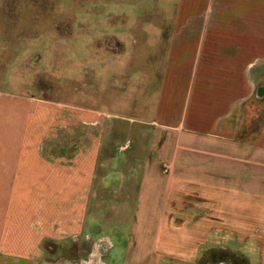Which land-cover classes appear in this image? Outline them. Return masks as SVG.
I'll return each mask as SVG.
<instances>
[{
	"label": "crops",
	"instance_id": "crops-1",
	"mask_svg": "<svg viewBox=\"0 0 264 264\" xmlns=\"http://www.w3.org/2000/svg\"><path fill=\"white\" fill-rule=\"evenodd\" d=\"M145 1L143 15L132 12L135 3L117 14L119 1L103 12L106 4L97 0V15L87 10L62 17L80 21L81 32L96 33V43L79 50L97 62L96 74L107 79L127 73L124 104L136 114L122 116L123 123L94 106L56 100L38 81L44 72V82L56 83L50 79L57 77L71 79L72 86L93 67L83 63L74 73L72 64L65 67L72 62L66 58L60 77L31 62L40 52L25 48L24 41L40 40V25L56 20L65 7L57 10L56 0H0V260L41 264L53 250L70 248L69 257L80 262L96 247L101 263L110 264L112 253L114 264H140L177 253L189 239L175 240L168 249L164 230L185 222L200 226L202 216H208L210 231H216L217 217L227 225L234 215L243 230L249 216L264 228V157L223 164L213 157L208 177L181 170L195 166L186 158L193 141L226 133L234 105L241 109L248 98L242 89L264 60V0ZM104 36L108 46L98 45ZM72 50L66 48L65 55ZM25 75L40 94L22 87ZM231 164L240 166L239 207L217 187L232 182ZM252 165L255 209L249 208ZM201 183L209 184L207 204L196 186ZM142 213L150 218L141 221ZM147 228L155 239H146Z\"/></svg>",
	"mask_w": 264,
	"mask_h": 264
},
{
	"label": "rangeland",
	"instance_id": "rangeland-1",
	"mask_svg": "<svg viewBox=\"0 0 264 264\" xmlns=\"http://www.w3.org/2000/svg\"><path fill=\"white\" fill-rule=\"evenodd\" d=\"M56 1L57 10L61 9L62 6L65 7H62V13L59 14L57 18L61 20L56 22L57 19H52L50 24H41V31L39 34L42 37L40 40L35 41V44H32L33 42L31 40L24 41L25 48L35 47V50H33L35 51L34 53L40 52L39 56H32L31 59L36 57L34 58L36 60L31 62L33 63L34 67H37V62L40 63L42 66L41 69L47 70L49 75H51L52 71L58 72L60 77L65 75L67 70L66 68L70 69L72 66L74 73L82 68L83 63L87 67H93L89 70L88 68L84 70L83 75L86 77L84 81H79L76 83V79H74L72 86L70 85V82H72L71 79L65 82L63 78L57 77H53V79L50 80L57 81L56 83L60 85L56 86V83L48 84V82H44V79H46V74L44 72H42L43 75L40 78H38L37 75L35 78H38V81L41 80L42 88H44L45 92L53 96L56 100L69 102L73 100L74 102H78L82 105L94 106L105 114L109 113V117H116L118 119H120L122 116L127 117L135 115L136 113L124 104L125 100L127 101V97L129 96L127 93V88L129 85L126 77L127 73H121L122 76L120 78L114 76L116 74L112 73V75L107 76V79L100 76L99 74H96L94 70L97 69V62L93 63L92 57L90 58L79 55V50L81 47H87V44L91 46L92 44L94 45L96 43V33L93 34L92 32H81L80 21L62 19V17L70 15L81 16L84 14V11L87 10L88 12L92 10L90 15H97L98 13L95 12L98 10L95 8V6H97V0ZM100 1L106 4V7L101 9L103 12L110 11L109 8L113 3L120 5L117 3L119 1L122 7L120 8L114 6L117 14L118 11H121L123 8H126L125 11H127V8H131L130 4L135 3L136 6L131 8L132 12H134V14L143 15L145 10L143 5L147 4L145 0ZM147 1L150 2L151 0ZM89 5H92L93 7H90ZM99 15L101 14L99 13ZM48 27L51 32H47ZM71 27V31L73 33L70 40L67 31L70 30ZM49 34H53L52 36H56V38L50 37L49 39ZM24 35L27 37L28 32L25 31ZM107 38L108 36H104L102 39H100L98 45L102 44L103 46H108L110 40H107ZM36 48H40V50H37ZM66 48L73 49L72 56H70V54H68V56L65 55ZM66 58H68V60L72 59V62L69 60L67 63ZM96 61L98 60L96 59ZM31 62L29 63L32 64ZM64 62L67 63V66H65L66 68H64ZM45 64H49V66L45 67ZM27 70L28 69L26 68L25 71ZM143 74L144 73H139L140 77L143 76ZM249 75V86L248 88L242 89L244 94L247 93L248 98L247 100H243L241 109L234 105V123L230 125L232 128L229 126V129L226 133L218 134L217 136L210 137V139L208 137H201L199 140H194L192 149L193 151L191 155L186 154V158L188 160H192L195 166L181 168L185 175L208 177L210 174L208 162L209 159L212 161L213 157H216L218 164H223L225 161H231L234 163L240 162L241 159H248L250 163H252L255 162L258 157H264V60L261 64L255 67L254 70H251ZM141 79H143V77H141ZM21 84L22 87H25L24 89L30 90V93H39L38 88L35 86L31 87L26 75L23 76ZM45 85L48 87H43ZM72 88H74V91L70 90ZM75 88L78 90L76 91ZM238 90L240 93L241 89L239 88ZM41 91L44 92L43 90ZM235 91L236 89H234V96ZM77 92V96H80L78 99L80 100L76 99L77 97L75 95ZM84 95L85 97H83ZM81 99H89L90 101ZM236 108L240 109L238 113ZM121 119L122 120L120 121L123 122L124 118ZM186 143H189V140H186ZM246 145L248 147L247 152L245 147ZM209 148L211 151L208 150ZM213 148H216V152L215 150L212 151ZM241 149H243V151ZM220 169L222 170L223 168ZM220 169H217V171L219 172ZM227 171L229 177L232 178L230 179L232 182L227 183L226 185L224 183L218 184L217 187L220 188V192L227 190L229 197H231V203L233 207H239L240 193L242 189V185L239 182L240 166L239 164H231V167H228ZM249 172V208L255 209L257 207L255 165H252V167L250 166ZM190 186L192 185L190 184ZM196 186H200V190L205 197V200H202V202L207 204L209 184L201 183L200 185ZM228 202L229 201H227V207H229ZM178 217L181 218L182 216ZM140 218L141 221H144V218L146 220L150 217L142 213ZM152 218L155 219V216ZM184 218L186 219L189 217L185 216ZM239 218L240 217L235 215L232 217L229 216L227 218L228 224L226 225L223 223L225 221V217H217L218 221L220 222H218L216 231L209 230L208 216L201 217L202 224L200 226L192 222H185L182 224V226H176L175 224L172 226L173 230H164L162 233V240L169 242L168 249L174 248L172 243H174L175 240H181L183 237L189 240L183 243L184 245H180V248H178L179 250L175 254L169 253L168 255H165L163 259L155 257L153 262H150L151 259L148 257L140 264H264V247L262 246L264 244V228L257 225L256 216H249L250 223L247 227H244L245 229L243 230V228L239 225L240 222L237 223ZM230 220L232 221L231 223ZM144 235L148 241H151L152 239H155L156 232L154 230L152 231L150 228H147L146 232H144ZM145 249L150 250L151 246H146ZM68 251L70 252V248L55 249L52 252V255L54 256L48 257L41 264H104L101 263L99 259V254L96 247H91L88 251V257L82 259L80 262L76 258L69 257L74 254V250L72 252L71 249L70 253H67ZM111 255L112 253L106 258V260L110 264H114L112 262ZM0 264L14 263L0 260Z\"/></svg>",
	"mask_w": 264,
	"mask_h": 264
}]
</instances>
